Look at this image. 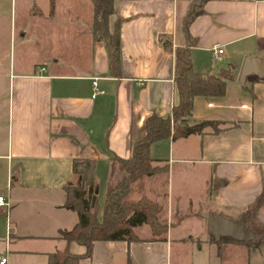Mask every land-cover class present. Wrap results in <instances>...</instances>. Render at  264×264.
<instances>
[{
  "label": "crops",
  "instance_id": "1",
  "mask_svg": "<svg viewBox=\"0 0 264 264\" xmlns=\"http://www.w3.org/2000/svg\"><path fill=\"white\" fill-rule=\"evenodd\" d=\"M192 4L115 0L110 27L120 22L118 74L110 72L105 42L94 37L92 0L67 4L63 13L54 8L40 23L21 25L26 51L1 75L7 96L0 105L5 103L7 114L0 117L6 127L0 160L7 181L0 195L10 207H0V215L6 214L0 259L6 257V264H49V254L66 247L86 252L61 237L79 221L77 210L67 206L66 186L81 184L74 160L96 161L102 215L107 191L120 179L114 156L131 157L135 142L146 135L147 119L171 115L178 103L176 50L187 44L183 25ZM189 29L196 38L191 47L196 71L216 74L235 66L224 95L194 99L190 123L219 121L220 130L208 127L203 134L151 146L161 169L135 181L130 197L162 205L169 222L165 240H154L144 224L135 229L140 241H97L80 264H193L189 243L199 251L204 246L217 251L211 264H254L257 246L218 245L207 226L210 212L244 218L258 239L264 238V79L248 76L243 86L237 73L246 57L264 59V0H209ZM216 44L224 48L219 59L213 55ZM95 82L104 93L93 97Z\"/></svg>",
  "mask_w": 264,
  "mask_h": 264
},
{
  "label": "trees",
  "instance_id": "2",
  "mask_svg": "<svg viewBox=\"0 0 264 264\" xmlns=\"http://www.w3.org/2000/svg\"><path fill=\"white\" fill-rule=\"evenodd\" d=\"M95 5L93 25L94 37L105 42L109 60L110 72L118 74L121 65V30L120 22L112 30L110 16L113 14L115 0H92ZM209 0H193L187 13L183 31L187 44L176 50L175 83L179 95L178 103L168 116L152 115L146 121V135L135 142L132 156L121 158L114 156L119 164L120 179L116 185L107 191V197L100 215L98 188L96 177V161L93 159H75L73 170L81 177L80 185H67V206H73L78 214L79 221L70 230L61 231V237L67 243L75 241L86 247L84 254H74L68 247L49 254V264H80L82 259L93 254L97 241H140L136 234L137 227L148 224L154 240H165L169 222L163 218V207L157 201L143 196L140 199H131L132 184L145 176H151L161 169L155 165L151 155L153 143L166 139H178L190 134H203L208 127L219 131L221 122L203 120L190 123L195 97L222 96L225 94L228 82L234 78L235 66L230 65L218 73H202L193 67L191 47L195 44L190 32V25L198 12L203 11V5ZM165 46L170 44L165 41ZM246 84H243L245 86ZM212 241L221 245L224 242H236L229 237ZM264 244V238L258 245ZM257 245V246H258Z\"/></svg>",
  "mask_w": 264,
  "mask_h": 264
},
{
  "label": "rangeland",
  "instance_id": "3",
  "mask_svg": "<svg viewBox=\"0 0 264 264\" xmlns=\"http://www.w3.org/2000/svg\"><path fill=\"white\" fill-rule=\"evenodd\" d=\"M72 2L78 3L82 2V0H0V99L5 100L7 96V83L1 75L4 71H6V69L9 70L12 60H18L22 53L26 51L23 50L24 47L21 46V41L23 39L20 33L21 25L25 20L27 21L26 23L31 25L34 23H40L42 15L53 11L54 8L59 10L62 8L60 11L63 13L65 6H68L67 4ZM26 48L29 49V52H33L35 50L33 46H27ZM244 60L242 64L240 63V70H237L239 76ZM6 114L7 110L4 103L3 105H0V117H5ZM5 131L6 127L4 125H0V134L3 135ZM4 171L5 163L0 160V192H2V187L7 181V176ZM77 215H79L78 212ZM258 237L259 234L256 236V239H258ZM5 243L6 214H3L0 215V251L5 249ZM196 245L197 244L195 243L188 244V247H190L189 251L192 250L193 252V264H211L218 252L214 249H209L207 246H204L203 250L199 251L197 250L198 248ZM254 248V264H264V244ZM178 252L179 250H176L175 252L174 258L176 260L178 259ZM182 252L180 250V253ZM183 253L186 256L188 252L184 251ZM199 258H202L203 261L199 262Z\"/></svg>",
  "mask_w": 264,
  "mask_h": 264
},
{
  "label": "water",
  "instance_id": "4",
  "mask_svg": "<svg viewBox=\"0 0 264 264\" xmlns=\"http://www.w3.org/2000/svg\"><path fill=\"white\" fill-rule=\"evenodd\" d=\"M256 75L264 79V59L257 56L246 57L241 68L239 82L245 84L248 76ZM208 231L216 238L229 237L250 246H257L262 238L256 240V234L246 226L245 219L234 221L223 215L210 212Z\"/></svg>",
  "mask_w": 264,
  "mask_h": 264
},
{
  "label": "built area",
  "instance_id": "5",
  "mask_svg": "<svg viewBox=\"0 0 264 264\" xmlns=\"http://www.w3.org/2000/svg\"><path fill=\"white\" fill-rule=\"evenodd\" d=\"M223 53H224L223 45L222 44H216L213 48L214 58L219 59ZM94 88H95V92H94L93 97L97 96L100 93H104V90L99 87L97 82L94 83ZM3 206L10 207V202L4 194H1L0 195V207H3ZM6 262H7L6 257H2L0 259V264H6Z\"/></svg>",
  "mask_w": 264,
  "mask_h": 264
}]
</instances>
